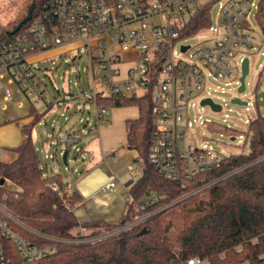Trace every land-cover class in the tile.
Wrapping results in <instances>:
<instances>
[{"label":"built area","instance_id":"obj_1","mask_svg":"<svg viewBox=\"0 0 264 264\" xmlns=\"http://www.w3.org/2000/svg\"><path fill=\"white\" fill-rule=\"evenodd\" d=\"M263 3L264 0H47L24 33L0 44V105L5 109L7 103H13L22 108L23 99L33 107L40 103L51 105L31 59L78 43L86 48L89 59L95 125L106 123L110 115L109 108L97 104L99 96L128 98L148 94L155 124L149 160L160 176L184 184L225 158L196 143L199 139L189 130V108H197L204 99L213 100L207 91L210 79L226 85L236 82L240 87L244 60H249L250 72L249 54L258 53L259 46H264ZM217 5V22L213 24L211 13ZM253 11L259 29L249 22ZM202 12L208 14L210 22L193 31L190 21ZM100 34L108 38L92 44L91 38ZM196 36L202 38L198 44H183ZM239 87L238 97L253 105V119L264 118V91L260 105L259 96L251 92L241 97L246 84L242 93ZM222 109L221 106L219 112ZM82 134V130L69 132L60 142L66 144L67 150L72 149ZM1 156L0 151V160ZM128 174L133 182L138 180L142 176L140 165H131ZM117 181L114 178L104 189L112 190ZM10 184L0 176V264H32L53 255L60 243H90L107 236L93 235L95 229L80 227L72 239H59L29 227L9 208L7 192L14 191ZM51 187L60 191L56 183ZM153 204L155 200L150 197L140 210L146 212L147 206ZM156 212H146L139 221ZM200 263L197 258L189 261Z\"/></svg>","mask_w":264,"mask_h":264},{"label":"trees","instance_id":"obj_2","mask_svg":"<svg viewBox=\"0 0 264 264\" xmlns=\"http://www.w3.org/2000/svg\"><path fill=\"white\" fill-rule=\"evenodd\" d=\"M46 1L34 0L11 28L0 25V44L24 33ZM31 7V20L22 23ZM261 11L264 14V3ZM209 22L203 12L190 21L193 31ZM97 104L109 109L136 106L139 112L126 121V130L127 147L138 153L142 176L129 189L131 203L123 220L98 225L92 234L126 228L96 242L60 243L53 255L32 264H189L195 258L200 264H264L263 117L253 119L245 132L249 153L231 154L213 169L177 184L160 176L149 160L155 129L150 96H99ZM39 119L21 126L24 139L11 150L10 160H0V176L14 186L7 192L9 208L25 224L59 239H72L81 227L74 208L82 198L62 175L42 167L32 139ZM54 183L60 191L52 189ZM150 197L155 204L146 212L159 211L139 221L146 213L140 206Z\"/></svg>","mask_w":264,"mask_h":264},{"label":"rangeland","instance_id":"obj_3","mask_svg":"<svg viewBox=\"0 0 264 264\" xmlns=\"http://www.w3.org/2000/svg\"><path fill=\"white\" fill-rule=\"evenodd\" d=\"M34 0H0V25L3 29L11 28L21 20L28 11ZM259 2V0H256ZM252 12L249 22L259 29ZM212 22L216 24L218 5L212 9ZM106 34H100L91 38L92 44L97 40L107 39ZM202 38L196 36L183 41L184 45H196ZM258 53H250V72L245 77L246 91L256 97L264 91V46H259ZM178 49V48H177ZM38 74L43 80L46 90L53 104L47 106L40 103L32 107L31 102L23 99V108H18L13 103H7L5 109L0 105V125L16 124L19 120L27 121L31 116H38L40 119L32 130V139L39 150L40 160L43 168L53 169L54 174H60L66 181L75 182L74 177L78 174L74 168H81L83 160L78 150L85 143L84 140L75 143L72 150H69V165L63 161V152L66 144L60 139L69 132L85 131L89 124L96 123V112L91 103L92 78L88 55L84 46H77L64 54L62 51L46 54L36 62ZM96 70V66H95ZM99 76L97 77V83ZM214 87V88H212ZM236 82L226 85L224 81L209 80V91L213 101L223 107L221 112H215L210 107L190 106V133L195 134L197 144L203 148L212 149L216 153L227 157L231 154L249 153V140L245 138L247 125L254 118L253 105L233 104L232 100L238 97ZM122 108V109H121ZM110 108L112 112L124 114L127 112L133 116L138 115L136 106ZM43 113H45L43 115ZM31 114V115H30ZM8 123V124H10ZM6 129L5 136L10 135ZM234 138V139H232ZM11 147L0 144L2 153L1 160H10ZM47 155V157H46ZM12 190H15L11 184ZM200 190L196 191L199 192ZM159 211V210H158ZM157 213V212H156ZM116 229L107 233V236L117 233ZM102 233L100 235H104Z\"/></svg>","mask_w":264,"mask_h":264},{"label":"crops","instance_id":"obj_4","mask_svg":"<svg viewBox=\"0 0 264 264\" xmlns=\"http://www.w3.org/2000/svg\"><path fill=\"white\" fill-rule=\"evenodd\" d=\"M79 45L74 43L52 49L33 56L31 60L36 63L45 54L47 56L57 51L66 54ZM116 111L112 112L110 109L108 121L98 127L95 124L84 125L87 128L83 131L79 142L84 140L85 143L78 150L83 160L82 167L74 168V172L78 173L74 177V183L63 178L69 183L71 190L79 193L82 198L74 208L81 227L95 229L98 225H117L123 220L131 203L129 189L134 182L130 179L128 169L131 165H140V163L137 161L138 153L127 147L126 121L137 118L138 115ZM34 118L31 116L27 121L19 120L14 125L8 120L7 124L0 125V144L8 145L11 149L18 147L24 139L21 126L31 124ZM6 129L10 132L8 136L3 133ZM36 149L38 150L37 147ZM114 178L118 179L115 187L112 190L104 189Z\"/></svg>","mask_w":264,"mask_h":264},{"label":"water","instance_id":"obj_5","mask_svg":"<svg viewBox=\"0 0 264 264\" xmlns=\"http://www.w3.org/2000/svg\"><path fill=\"white\" fill-rule=\"evenodd\" d=\"M33 7L30 8L29 12H28V15L26 16V18L23 20L22 23H26L27 21L31 20L32 18V13H33ZM15 31V30H14ZM13 31V32H14ZM185 49V48H184ZM249 73V60L246 58L243 62V68H242V76L240 78V87H239V92H243L245 90V77L246 75ZM259 98H260V101H259V104H263V100H262V93H259L258 94ZM232 103L233 104H238V105H247V102L241 100L239 97L237 98H234L232 100ZM201 105L203 106H206L208 105L213 111L215 112H219L221 110V105L215 103L212 99L210 98H207V99H204L202 102H201ZM234 139V138H232ZM63 161L64 163L67 165L68 164V161H67V151L63 152ZM4 180H1V183H3Z\"/></svg>","mask_w":264,"mask_h":264}]
</instances>
